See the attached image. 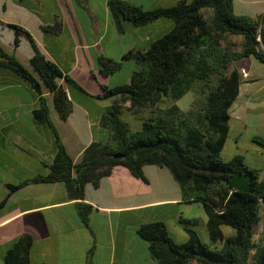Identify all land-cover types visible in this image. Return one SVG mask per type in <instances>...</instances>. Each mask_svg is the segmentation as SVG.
Wrapping results in <instances>:
<instances>
[{"label": "trees", "instance_id": "trees-1", "mask_svg": "<svg viewBox=\"0 0 264 264\" xmlns=\"http://www.w3.org/2000/svg\"><path fill=\"white\" fill-rule=\"evenodd\" d=\"M108 7L119 31L123 21L139 28L165 18L175 26L146 51H131L120 61L99 57L104 76L120 71L125 60L134 61L136 69L130 83L102 86L104 94L98 99L121 97L101 119L110 140L92 143L78 162L69 155L52 124L44 89L52 94L54 108L63 120L71 115L72 102L59 80L67 88L85 91L46 59L28 32L7 25L16 31L15 48L20 46L22 33L29 37L34 48L31 65L39 78L1 44L0 78L4 72H11L36 92L39 101L35 119L51 128L57 146L53 160L44 164V173L11 186V190L27 185L64 184L68 199L75 201L82 226L92 232L90 216L95 208L86 202L88 184L98 188L116 167H125L145 182L144 166L166 167L180 185L184 202L204 206L211 242L221 243L222 247L212 248L200 240L196 220L180 218L189 236L182 244L174 241L164 223L146 224L139 228L138 235L147 242L157 264H264V240L261 244L255 240L259 224H263L264 237V179L241 156L228 162L222 159L230 132V109L242 82L239 71L231 70V66L251 56L264 65V16L258 20L236 16L234 0H178L172 7L152 11L123 0H110ZM208 9L212 13L206 18L204 10ZM47 29L59 33L61 27ZM232 37L242 38L240 51H236ZM193 91L197 97L185 112L177 103ZM166 102L167 108L160 107ZM126 109L134 115L144 114L139 119L140 130L132 131L123 119ZM252 141L264 150V138L253 137ZM222 226L232 228L235 235L225 238ZM32 244L30 236L21 237L7 252L5 264H33ZM92 255L93 249L88 253L89 260Z\"/></svg>", "mask_w": 264, "mask_h": 264}, {"label": "crops", "instance_id": "crops-1", "mask_svg": "<svg viewBox=\"0 0 264 264\" xmlns=\"http://www.w3.org/2000/svg\"><path fill=\"white\" fill-rule=\"evenodd\" d=\"M109 1L0 0V44L5 51L39 78L31 65L34 48L29 37L22 33L20 46H14L16 31L7 25L18 26L33 37L46 59L55 63L85 91L67 88L64 81L59 80L72 102V113L63 120L54 108L52 94L44 89L52 124L75 162L80 161L92 143L110 140L101 119L121 97L98 99L104 94L102 86L112 88L128 84L132 77H128L126 83L112 82L116 73L102 75L99 57L120 61L131 51H146L175 26L172 20L165 18L139 28L123 21L122 31H119L110 14ZM123 1L145 11L172 7L178 2ZM186 1L191 3L193 0ZM234 13L252 20L261 19L264 0H234ZM55 25L61 27L59 33L47 29ZM126 61L132 60L123 61V67ZM255 61L258 60L251 56L234 63L242 82L230 109L226 145L234 131L238 150H242V140L253 143V137L264 138V72L253 71L257 68ZM38 101L36 92L23 79L11 72L2 74L0 264H5L7 252L25 235L33 240L30 253L33 264H157L149 253L147 242L138 235L139 228L162 222L174 241L177 237L179 244L186 243L189 236L180 224L181 217L196 220L198 232L204 229L210 238L204 206L184 202L180 185L166 167L144 166L147 182L135 178L125 167H116L111 176L101 180L98 188L88 184L86 202L95 208L90 216L92 232L82 226L75 201L68 199L64 184L27 185L12 191L11 186L44 173V164L50 163L57 151L51 128L35 119ZM179 102L178 106L186 112L194 99L186 108H182ZM128 104L126 108L130 107ZM131 115L133 121H139L143 116L139 114L141 117H138L132 111ZM260 151L264 150L260 148ZM223 227L226 226L221 230ZM91 249L93 255L89 260Z\"/></svg>", "mask_w": 264, "mask_h": 264}, {"label": "rangeland", "instance_id": "rangeland-1", "mask_svg": "<svg viewBox=\"0 0 264 264\" xmlns=\"http://www.w3.org/2000/svg\"><path fill=\"white\" fill-rule=\"evenodd\" d=\"M204 13L206 15V18H208L211 15L212 10H210V9L204 10ZM230 40H231V42L236 44V47H235L236 51H240L241 50L240 45L242 43V38L241 37H232ZM245 62H246V64H248L247 63L248 61H245ZM255 62H256L255 64H256L257 68H255V70L253 69V71L255 73H259L260 71L264 72V65H262V63H260L259 61H255ZM234 68L235 67L233 64L231 66V70H233ZM135 69H136V63L134 61L124 62V67H123L122 71L115 74V77H114L112 82L126 83L128 77L132 76ZM196 97L197 96H196V93L194 91L190 92L179 102V105L182 108L189 107V103L193 99L195 100ZM168 105H169V102H166V103L162 104L161 107L167 108ZM128 106H130V104H128ZM142 115H144V114L142 113ZM122 117L125 121H127L131 125L132 131L135 132V131H138L141 129V122L138 121L137 119L134 121L132 120L133 116L131 115V111L125 110V113ZM138 117H141V115H138ZM234 136H235V133H234V131H232L231 139H230L229 143L226 145V147L223 149L222 159L224 161L228 162V161H231L233 158L237 157L236 155H239V156L244 158L245 163L248 166H250L253 169L259 170L261 179H264V155H261V152L263 153L264 151L258 152V150H260V148L257 145H255V143H248V141H245V140H242V145H243L241 147L242 150H238V149H236V145L234 143L235 142ZM262 214H263V211H262ZM222 232H223L225 238L231 237L235 234V231L230 227H223ZM255 233H256L255 240L261 244L263 242L262 240H264L263 224H259L257 226V228L255 229ZM199 236H200V240L203 243L211 246L212 248L217 247V249H221L222 244L221 243L213 244L211 242V239L207 235V233L204 232V229H201L199 231ZM175 239H176L175 241L177 243L180 241L179 238H177V237Z\"/></svg>", "mask_w": 264, "mask_h": 264}, {"label": "built area", "instance_id": "built-area-1", "mask_svg": "<svg viewBox=\"0 0 264 264\" xmlns=\"http://www.w3.org/2000/svg\"><path fill=\"white\" fill-rule=\"evenodd\" d=\"M258 40L260 41V35H258Z\"/></svg>", "mask_w": 264, "mask_h": 264}]
</instances>
